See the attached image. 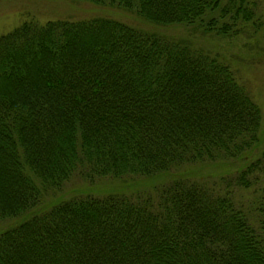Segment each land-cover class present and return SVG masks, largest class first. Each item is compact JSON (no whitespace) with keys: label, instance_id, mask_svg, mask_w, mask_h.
Masks as SVG:
<instances>
[{"label":"trees","instance_id":"1","mask_svg":"<svg viewBox=\"0 0 264 264\" xmlns=\"http://www.w3.org/2000/svg\"><path fill=\"white\" fill-rule=\"evenodd\" d=\"M88 1L200 35L237 36L255 11ZM260 125L236 71L189 38L101 16L21 21L0 35V221L14 219L0 264H264Z\"/></svg>","mask_w":264,"mask_h":264},{"label":"rangeland","instance_id":"2","mask_svg":"<svg viewBox=\"0 0 264 264\" xmlns=\"http://www.w3.org/2000/svg\"><path fill=\"white\" fill-rule=\"evenodd\" d=\"M224 1V0H222ZM255 11L250 22L246 23L239 35H213L192 33L185 25L156 26L143 21L135 14L111 7L108 5L95 4L88 0H0V35L6 33L21 21L31 18L38 23L47 20H80L92 17H107L121 21L128 25L143 30H155L169 36L189 38L198 46L217 53L229 66L236 71L237 76L247 85L252 99L258 105L261 112V128H264V0H251ZM253 6V8H254ZM200 35V36H199ZM264 130V129H263ZM220 168L197 167L196 173H212L221 171ZM209 173V176H211ZM90 190L107 185V181L94 180L88 183ZM75 183H67L58 192L72 194ZM104 189V188H102ZM238 197V193L235 194ZM248 198L249 191L243 192ZM14 219L0 221V229L9 225Z\"/></svg>","mask_w":264,"mask_h":264}]
</instances>
